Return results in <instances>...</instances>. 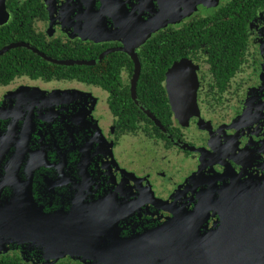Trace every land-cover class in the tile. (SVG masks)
<instances>
[{
	"label": "flooded vegetation",
	"instance_id": "af4514ba",
	"mask_svg": "<svg viewBox=\"0 0 264 264\" xmlns=\"http://www.w3.org/2000/svg\"><path fill=\"white\" fill-rule=\"evenodd\" d=\"M4 5L3 47L28 45L56 62L9 51L91 68L105 84L16 72L0 85V256L44 261L28 228L92 204L135 207L101 237L106 248L176 213L202 238L222 222L232 177L250 190L263 180L264 0ZM71 255L89 264L88 251Z\"/></svg>",
	"mask_w": 264,
	"mask_h": 264
},
{
	"label": "water",
	"instance_id": "95a60500",
	"mask_svg": "<svg viewBox=\"0 0 264 264\" xmlns=\"http://www.w3.org/2000/svg\"><path fill=\"white\" fill-rule=\"evenodd\" d=\"M2 12H5L4 0H0V15ZM15 47L32 49L25 44H11L0 50V57ZM138 74L139 67H136L131 85L134 100ZM230 186L234 194L229 192L228 202L225 198L218 200L222 205L227 203L221 212L222 222L215 232L202 238H197V227L193 223L198 221L196 218L184 222L182 214L176 213L175 218L164 225L129 239H120L106 248L99 241L101 237L112 229L116 231L125 213L135 207L129 204L111 207L109 204L103 211L102 204H92L84 213H72L63 219L59 215H46L36 227L28 228L26 240H23L44 248L43 264H55L66 255L74 256L83 250L88 251V257L82 260L85 262L88 258L89 264H264V178L251 190L241 185L236 177L231 178ZM1 251L7 252L3 248Z\"/></svg>",
	"mask_w": 264,
	"mask_h": 264
},
{
	"label": "trees",
	"instance_id": "16d2710c",
	"mask_svg": "<svg viewBox=\"0 0 264 264\" xmlns=\"http://www.w3.org/2000/svg\"><path fill=\"white\" fill-rule=\"evenodd\" d=\"M8 43L7 40V29L5 27L0 28V48ZM19 55L17 60H14L12 55ZM29 57V60L22 61L23 57ZM33 54L29 53L25 49H17L6 52L0 57V85L7 84L15 75L18 73H26L32 75L33 77H45L46 75H57L66 76L69 75L72 78H77L78 80L87 82L91 81L95 84L103 86L105 84L100 73H94L91 68L85 66H57L53 64H46L42 62L37 56L33 58ZM31 57V58H30ZM20 58V59H19ZM21 60V61H20ZM22 63L21 65H17ZM26 66H23V65ZM29 64H34V66H29ZM142 85L140 84V87ZM115 87V86H114ZM139 91V90H138ZM37 264H43L44 261H35ZM0 264H27L21 259H16L13 256L1 255ZM33 264V263H32ZM55 264H80L78 262H73L70 259H60Z\"/></svg>",
	"mask_w": 264,
	"mask_h": 264
},
{
	"label": "rangeland",
	"instance_id": "374dc122",
	"mask_svg": "<svg viewBox=\"0 0 264 264\" xmlns=\"http://www.w3.org/2000/svg\"><path fill=\"white\" fill-rule=\"evenodd\" d=\"M5 19H7L6 10H5V12H2L0 15V23H1L0 25H3L6 22Z\"/></svg>",
	"mask_w": 264,
	"mask_h": 264
}]
</instances>
